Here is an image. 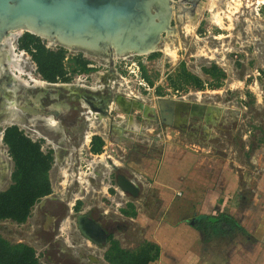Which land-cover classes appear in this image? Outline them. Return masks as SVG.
I'll list each match as a JSON object with an SVG mask.
<instances>
[{
	"label": "rangeland",
	"instance_id": "rangeland-1",
	"mask_svg": "<svg viewBox=\"0 0 264 264\" xmlns=\"http://www.w3.org/2000/svg\"><path fill=\"white\" fill-rule=\"evenodd\" d=\"M175 1H177V7L174 6L176 10H173L170 22L175 29L163 33V39L159 42L157 50L147 54H133L132 58L124 59L123 56L114 52L116 57L113 61V70L118 79L124 80L125 88L132 92L133 96L137 95L142 98L145 104L155 106L156 110L158 108L156 101L159 98H173L174 100L184 98L188 104L197 102L207 105L211 111L209 119L185 116L184 113H181L186 125L170 123L161 137L152 138L157 130H150H153L157 124L141 118L137 110L140 109L137 102L139 98L133 101V107L137 110L133 113L135 120H133V132L126 131V134L130 133L129 135L133 139H117V136L121 135V131L117 127H113L111 140L106 143L107 151L104 149L103 155H101L102 161H104V158L109 154L112 161L118 162L121 171H126L130 175L132 173L133 178L136 176V179L139 180L138 190L140 193L133 202L125 203L128 196L118 197L115 194L116 191L109 188L112 168L102 166L98 161L99 157L94 156L88 160L84 167L80 166L82 172L99 171L101 173V181H104V184L100 186L96 177V184H85V187L88 190L92 188L97 190L96 196L92 197L91 201L116 211L121 216L122 224L129 226L128 232L122 233L119 244L130 250L136 249L141 240L155 241L152 239L154 238L153 230L162 227L157 221L161 216L172 215L173 208L179 200L180 206L187 210L185 214L192 215L193 206L190 208L182 199L186 198L187 193L184 192L183 196L179 197L182 194L181 189L175 188L179 186L177 179L182 173L191 174L193 172L196 175H210L208 181L202 182L204 193L207 192L208 195L218 192L220 189L229 193L234 192L236 195L241 190L242 193H245L246 187L254 188L251 193L255 198L249 204L251 207H254L257 202V188L264 190V167L257 166L260 163V161L258 162L259 158L264 166V136L261 132L264 131L263 0H230L232 3L222 0L225 6V12H220L222 25L209 19L210 11L207 7L209 0L198 1L203 7L202 14H200L201 6H198V2ZM188 12L195 14V17L200 14L197 26L195 28L191 26L190 30H187L185 26ZM25 33H21L22 35L17 40L18 43L16 42L17 50L15 42L14 44L16 52L23 48L30 54L29 59L25 58L26 68L27 64L32 66L36 62L30 51L23 46ZM39 38L50 49L64 48L58 45L54 46L48 39ZM167 42L176 47L175 57L166 53ZM64 49L66 78L70 81L88 79L86 83L95 85L100 78L99 73H104L108 69V65L101 62L99 56H95V61L83 57L88 62L98 65L97 68H94L95 70L88 64L86 70H79L76 68L78 67L76 60L79 55H73L67 48ZM26 55L28 56V54ZM212 63L217 64L225 72L224 78H221L219 82L204 70ZM183 64L188 71L204 80L202 88L197 89L191 83H186L183 80ZM36 67L34 75L43 77L38 70L37 63ZM26 70L28 69L26 68ZM146 108L152 109L150 106ZM120 113L124 114L119 111ZM124 115L126 116V114ZM175 118L179 119V117ZM6 125L4 122H0V129L3 130ZM105 127L108 129V123L105 124ZM109 141H111V145ZM1 144L0 191L12 184V172L15 169V162L8 146L5 143ZM118 144L121 145V148L118 147ZM185 153L184 157L182 154ZM179 156L182 157L178 159ZM185 158H188L187 165L183 164ZM93 159L95 162H92ZM179 160L182 161L179 162ZM92 163L95 164L94 168L91 166ZM51 168L49 170L51 183L53 175L57 174L58 170L62 172L63 169H68L63 166ZM206 168L208 172H206ZM4 172H6L5 178L1 175ZM66 172L70 173L67 170ZM67 179L66 176L60 179L63 186L69 183ZM108 190L110 194L107 192ZM233 197L236 196L231 198ZM190 198L193 199V197ZM202 201H206V199H202ZM34 209L35 206L32 211ZM166 210L169 212H165ZM31 214L32 212L24 222L12 219L2 220L0 224H5L9 230L4 231L3 234L12 233L13 241L32 244L30 239L33 238L34 218ZM66 223V231L69 232L71 227L69 222ZM167 229L171 230L173 238L180 236L181 231H173L172 224ZM177 234L179 235L177 236ZM168 237L169 235L165 236L163 248L168 246ZM157 239L161 240L159 237ZM160 254L157 258H160ZM53 259L56 261L60 258ZM100 259L106 264H111L107 258ZM39 260L44 264H58L50 262L47 258H39Z\"/></svg>",
	"mask_w": 264,
	"mask_h": 264
},
{
	"label": "flooded vegetation",
	"instance_id": "flooded-vegetation-1",
	"mask_svg": "<svg viewBox=\"0 0 264 264\" xmlns=\"http://www.w3.org/2000/svg\"><path fill=\"white\" fill-rule=\"evenodd\" d=\"M21 35L13 39L16 50L17 40ZM18 50L24 57L27 56L26 54H28V59L31 57L25 49ZM69 51L73 55L95 61L93 55ZM121 56L124 59L132 58L133 55ZM115 57L114 52L98 57L101 62L108 65V69L104 73H99L100 78L95 85L86 83L88 79L70 81L58 78L55 81L46 79L47 84L39 86L35 85L33 80L31 83H25L8 70L0 76V122L7 124L3 130L0 129V147L1 143H5L9 149V145L4 139L6 129L17 126L19 131L39 145L40 150L52 156V168L61 166L68 168L63 169L62 172L58 170L57 174L53 175V179L51 178L52 191L42 196L34 205L35 209L31 211L34 218L33 238L30 239L32 244L13 241L12 233L3 234L4 231H9L6 225L0 224L2 237L12 244L29 245L34 249L35 257L38 259L47 258L50 262L58 264H106L100 258H108L113 241L119 243L122 233H127L129 230L128 225L122 224L119 213L91 201V198L96 196L97 190L93 188L88 190L85 184H96V177L100 186L104 184V181H101L99 171L94 172L95 175L90 171L85 173L80 171V166L84 167L88 160L94 156L99 157L98 161L104 166L101 155H103L104 149L107 151L106 143L111 140L113 127H117L121 131V135L117 136V139H133L129 135L130 133L126 134V131L133 132V113L137 110L141 118L157 124L153 130H150L158 131L152 138L161 137L169 123L161 120L155 112V106L145 104L142 98L136 95L133 99V93L131 95L127 93L124 83L120 87L118 77L113 70ZM88 66L92 69L98 67L97 64L91 62H88ZM26 68L33 74L36 73V63H33L32 66L27 64ZM137 98H139L140 109L135 110L131 105V109L127 108L126 110L125 108L129 105L124 106L123 103L131 104L130 102ZM140 102L144 104L143 108L140 107ZM147 106L152 109H147ZM119 111L126 116L119 114ZM179 120L180 118L177 120L175 118L174 124L180 125ZM206 120L208 119L206 118ZM107 123L108 129L105 127ZM99 141H102V150L95 151ZM109 144H112L111 141ZM118 147L121 148V145L118 144ZM106 159L110 164L114 162L109 154ZM111 165L109 188L114 189L115 194L119 197L122 196L118 186L119 181H123L121 177L125 176L132 182L133 179L129 177V173L121 171L116 162ZM91 166L95 167V164L92 163ZM65 170L70 173L64 175L63 171ZM1 175L5 178L6 172ZM81 175L85 179L81 180ZM65 176L68 177L69 183L63 186L60 179ZM99 190L101 192V189ZM107 192L110 194L109 190ZM91 193H93L92 196H90ZM139 193V190L126 192L125 195L128 198L125 199V203L133 202ZM66 222H69L71 227L69 232L66 231ZM95 224L99 225V229L95 227ZM92 236L94 240L91 239ZM53 258L60 259L55 261Z\"/></svg>",
	"mask_w": 264,
	"mask_h": 264
},
{
	"label": "water",
	"instance_id": "water-1",
	"mask_svg": "<svg viewBox=\"0 0 264 264\" xmlns=\"http://www.w3.org/2000/svg\"><path fill=\"white\" fill-rule=\"evenodd\" d=\"M196 3L199 0H188ZM175 0H0V37L15 29L48 39L54 46L93 56L147 54L157 50L163 33L172 28L173 13L158 9L163 4L172 10ZM173 12V11H172ZM175 29V28H174ZM114 50V51H113ZM113 51V52H112ZM139 100V99H138ZM155 112L166 123L180 116L206 117L207 105L188 104L179 100L156 101ZM167 105V106H166ZM170 106V107H168ZM140 107L144 104L140 102ZM184 121V122H183ZM119 188L124 192L138 191L137 185L122 176ZM136 195V193H135ZM99 229V225L95 224ZM104 233L103 231H101ZM94 240V237H91Z\"/></svg>",
	"mask_w": 264,
	"mask_h": 264
},
{
	"label": "crops",
	"instance_id": "crops-1",
	"mask_svg": "<svg viewBox=\"0 0 264 264\" xmlns=\"http://www.w3.org/2000/svg\"><path fill=\"white\" fill-rule=\"evenodd\" d=\"M182 155L185 157L186 153ZM181 157L179 156L178 159ZM187 159H184V165H187ZM259 161L261 163L262 160L259 158ZM103 163L106 167L110 165L112 168L106 158ZM116 163L119 165L118 162ZM260 163L257 166L264 167ZM207 170L206 168V172ZM90 173L95 175L92 171ZM192 173H182L177 179L179 186L175 187L181 189L182 194L179 197L183 196L184 192L187 193L186 198L182 199L189 207L193 206L192 215L185 214L187 210L180 206L179 200L176 204L177 208L176 206L173 208L176 211L173 210L172 215L160 217L157 222L162 227L160 229L153 227L154 238L152 239H155L153 242L160 246L161 254L160 258L149 264H264V190L257 188V202L254 207H251L249 204L255 198L251 193L254 188L246 187L245 193L241 190L236 195L234 192L223 191L224 189L208 195L207 192L204 193L202 182L208 181L210 175ZM129 177L133 179L137 187H140L136 176L133 178L131 173ZM225 183L227 184L226 181ZM120 192L121 195L126 193L123 190ZM202 217H205L204 221L207 223L205 227L200 228L195 225L197 221L192 220H199ZM171 224L173 231H181L179 237L173 238V233L167 229ZM167 235H169L168 246L163 248ZM176 246L177 248H174Z\"/></svg>",
	"mask_w": 264,
	"mask_h": 264
},
{
	"label": "trees",
	"instance_id": "trees-1",
	"mask_svg": "<svg viewBox=\"0 0 264 264\" xmlns=\"http://www.w3.org/2000/svg\"><path fill=\"white\" fill-rule=\"evenodd\" d=\"M23 46L26 47L44 79L55 81L58 78H66L64 65L65 49L53 50L41 42L39 36L25 33ZM79 70H86L88 61L81 56L76 60ZM75 68V67H74ZM205 72L214 77L216 81L224 78L225 72L212 63L204 68ZM183 80L191 83L193 87L200 89L204 86V80L188 71L183 64ZM219 85V83H217ZM262 132V131H261ZM264 136V134H263ZM6 143L9 152L15 162L12 173V184L0 191V220L12 219L24 222L29 217L36 202L44 195L52 191L49 178V170L52 165V156L40 150L39 145L33 142L18 130L17 126L6 129ZM101 143L95 151H101ZM223 218V215H221ZM204 218L192 220L197 227H205ZM203 223H199V222ZM192 223V222H191ZM160 246L151 240H142L136 249H125L118 241H113L108 254V260L113 264H149L157 259L160 254ZM0 264H43L35 257V251L27 244H12L0 234Z\"/></svg>",
	"mask_w": 264,
	"mask_h": 264
},
{
	"label": "bare ground",
	"instance_id": "bare-ground-1",
	"mask_svg": "<svg viewBox=\"0 0 264 264\" xmlns=\"http://www.w3.org/2000/svg\"><path fill=\"white\" fill-rule=\"evenodd\" d=\"M226 2H231V1L226 0ZM263 3H264V0H263ZM201 5L202 4H199V2H198V6L200 7ZM174 6L177 7L176 3H172V10H168V9L166 10V8L163 7V4H159L158 9L163 10V11L165 10L166 12L168 11V13L170 15V13H173L172 11L176 8V7L174 8ZM207 7L209 8V11H210L209 19L211 21H214V22L222 25V18H221L220 12H223L225 10V6H224V3L222 2V0H209ZM202 9H203V7L201 6L200 12L202 11ZM200 14H202V12ZM200 14L195 17L194 16L195 14L193 15V14H190L188 12L187 20H185L186 22L184 21L187 30H190L191 26H193L194 28L197 26L199 19H200ZM250 26H251V22L248 24L249 29H250ZM172 30H174V29L172 28L169 32H171ZM23 32H25L23 29L10 30L8 32L3 33L2 36L0 37V76H2V73L4 71L8 70V72L11 71L15 76H17L20 80H23L25 83H31V80H33L35 85L45 86L48 81L46 79H44L43 77H37L31 71L26 70L25 58H27V57H24V55L15 51V44H14L13 39H15L18 35H20ZM175 50H176V47H173L172 44H170L168 42L166 43V47H165L166 53L170 54L172 57H175V55H176ZM115 54H117V53H115ZM118 81H119L120 87H121V84H123L124 80L118 79ZM125 89H126L127 93H129V95H131L132 92H129V90L127 88H125ZM134 98H135V96H134ZM130 103L131 104H128V102H125V104L123 103L124 106L129 105L128 107L125 108L126 110H127V108L131 109V105L133 106V102H130ZM135 104L136 103L134 102V105ZM124 106H123V109H124ZM168 107H170V106H168ZM148 108H149V106H148ZM112 163H114V162H112ZM108 167L111 168L110 165ZM63 172H64V174L68 175L66 170ZM83 178H84V176L81 175V180ZM89 181H87V182L89 183Z\"/></svg>",
	"mask_w": 264,
	"mask_h": 264
},
{
	"label": "built area",
	"instance_id": "built-area-1",
	"mask_svg": "<svg viewBox=\"0 0 264 264\" xmlns=\"http://www.w3.org/2000/svg\"><path fill=\"white\" fill-rule=\"evenodd\" d=\"M30 57V56H29Z\"/></svg>",
	"mask_w": 264,
	"mask_h": 264
}]
</instances>
